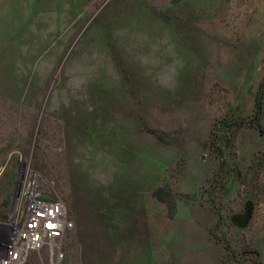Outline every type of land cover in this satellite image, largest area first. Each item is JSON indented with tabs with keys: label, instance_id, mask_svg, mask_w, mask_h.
Masks as SVG:
<instances>
[{
	"label": "rangeland",
	"instance_id": "obj_1",
	"mask_svg": "<svg viewBox=\"0 0 264 264\" xmlns=\"http://www.w3.org/2000/svg\"><path fill=\"white\" fill-rule=\"evenodd\" d=\"M23 165L59 264H264V0H0V220Z\"/></svg>",
	"mask_w": 264,
	"mask_h": 264
},
{
	"label": "built area",
	"instance_id": "obj_2",
	"mask_svg": "<svg viewBox=\"0 0 264 264\" xmlns=\"http://www.w3.org/2000/svg\"><path fill=\"white\" fill-rule=\"evenodd\" d=\"M19 198L7 220H0V264H27L32 251L47 248V263L65 257L62 243L75 228L64 200L55 197L51 180L30 165H23Z\"/></svg>",
	"mask_w": 264,
	"mask_h": 264
},
{
	"label": "trees",
	"instance_id": "obj_3",
	"mask_svg": "<svg viewBox=\"0 0 264 264\" xmlns=\"http://www.w3.org/2000/svg\"><path fill=\"white\" fill-rule=\"evenodd\" d=\"M261 110H262V107H261V97H260L259 103H258V110H257L256 118L254 120H252V122H251L253 125L260 126L259 116L262 112ZM244 124H245V122H243V120L239 119V118L235 119L234 122H231V123L228 121V119H222V120L218 121V123L216 124L217 131L212 136V140H213V143L215 144V146H217L219 148L220 143L223 141V139L225 137H227L228 132L230 130H232L233 127L236 129H239Z\"/></svg>",
	"mask_w": 264,
	"mask_h": 264
},
{
	"label": "water",
	"instance_id": "obj_4",
	"mask_svg": "<svg viewBox=\"0 0 264 264\" xmlns=\"http://www.w3.org/2000/svg\"><path fill=\"white\" fill-rule=\"evenodd\" d=\"M251 213H250V210H248V214H247V218L245 219H240V220H237L239 224H244V222L247 221V219L250 217Z\"/></svg>",
	"mask_w": 264,
	"mask_h": 264
}]
</instances>
